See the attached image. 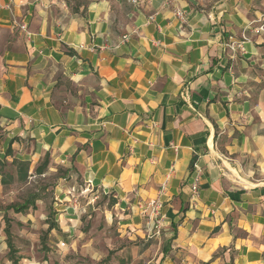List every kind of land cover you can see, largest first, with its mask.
Here are the masks:
<instances>
[{"label": "crops", "instance_id": "obj_1", "mask_svg": "<svg viewBox=\"0 0 264 264\" xmlns=\"http://www.w3.org/2000/svg\"><path fill=\"white\" fill-rule=\"evenodd\" d=\"M45 160L104 196L119 264H264V0H0V163ZM84 212L46 213L42 263L81 264L46 257L52 235L61 259L115 264ZM7 216L0 264H20Z\"/></svg>", "mask_w": 264, "mask_h": 264}, {"label": "rangeland", "instance_id": "obj_2", "mask_svg": "<svg viewBox=\"0 0 264 264\" xmlns=\"http://www.w3.org/2000/svg\"><path fill=\"white\" fill-rule=\"evenodd\" d=\"M18 167L19 165L15 162L0 163V211L8 215L7 217L11 220L12 241L20 264H44L42 263L44 253L40 248V236L46 227L44 216L50 209L55 211L65 203H75L78 208L85 210L81 225L83 229L81 242L85 243L87 238L93 240L96 245L93 248L94 253L103 256L109 251V259L113 256L114 263L119 264V256L116 255H119L118 252L122 246H115L112 250L107 249L108 239H115L118 234L113 227H105L103 214L108 205L104 196L95 191L80 194L82 191L80 187L70 193L69 182L60 181V178L65 176L61 171L47 169L44 173L37 174L34 169L28 168L27 176L23 178ZM66 196L70 197L69 200H66ZM28 198H35V209H29L27 213L13 215L12 210L8 207L22 203ZM54 242L55 237L48 236L49 247L46 257L55 260V262L62 260L64 263L91 264L88 259L82 260L77 254H69L63 259L59 258ZM124 255L129 257L127 253ZM4 258H8V255L6 254ZM128 264H145V262L134 260Z\"/></svg>", "mask_w": 264, "mask_h": 264}, {"label": "built area", "instance_id": "obj_3", "mask_svg": "<svg viewBox=\"0 0 264 264\" xmlns=\"http://www.w3.org/2000/svg\"><path fill=\"white\" fill-rule=\"evenodd\" d=\"M178 16L181 15V13H177ZM21 29H25V25H21ZM127 37L123 36L122 37V41H126ZM231 43H230V48L231 49H242L241 45L239 43H237L236 41L232 40V38H230ZM196 186H193V190L195 191ZM140 208V213L141 215L145 218V221L147 223V225L149 226L148 229V237H154V236H158L161 232V228H162V218L160 215V205L156 200H149L146 201L144 203H141V205H139Z\"/></svg>", "mask_w": 264, "mask_h": 264}, {"label": "trees", "instance_id": "obj_4", "mask_svg": "<svg viewBox=\"0 0 264 264\" xmlns=\"http://www.w3.org/2000/svg\"><path fill=\"white\" fill-rule=\"evenodd\" d=\"M46 167V160L43 161V163L36 169V173H43ZM18 171L19 173L23 176V178H25L27 175V165L26 164H21L19 163V167H18ZM35 204V198H28L26 200H24L22 203H17L14 205H11L10 208L15 212H24L26 211L29 207H34ZM8 224V221H6ZM8 226V225H7ZM51 226V224H50ZM7 233H8V229H7ZM46 237V235H44V238ZM10 252L13 253L14 250L12 248H10ZM12 264H17V261L13 259Z\"/></svg>", "mask_w": 264, "mask_h": 264}]
</instances>
